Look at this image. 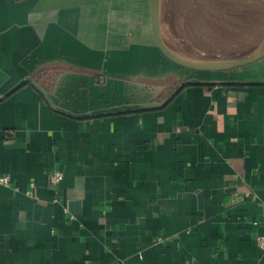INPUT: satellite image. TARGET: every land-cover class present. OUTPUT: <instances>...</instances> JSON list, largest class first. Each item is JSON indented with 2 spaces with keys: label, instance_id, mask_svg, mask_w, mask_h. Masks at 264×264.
I'll list each match as a JSON object with an SVG mask.
<instances>
[{
  "label": "crops",
  "instance_id": "crops-1",
  "mask_svg": "<svg viewBox=\"0 0 264 264\" xmlns=\"http://www.w3.org/2000/svg\"><path fill=\"white\" fill-rule=\"evenodd\" d=\"M183 69L150 0H0V264H264V58Z\"/></svg>",
  "mask_w": 264,
  "mask_h": 264
},
{
  "label": "rangeland",
  "instance_id": "rangeland-1",
  "mask_svg": "<svg viewBox=\"0 0 264 264\" xmlns=\"http://www.w3.org/2000/svg\"><path fill=\"white\" fill-rule=\"evenodd\" d=\"M263 2L162 0L165 41L176 53L194 59L246 57L264 35Z\"/></svg>",
  "mask_w": 264,
  "mask_h": 264
},
{
  "label": "water",
  "instance_id": "water-1",
  "mask_svg": "<svg viewBox=\"0 0 264 264\" xmlns=\"http://www.w3.org/2000/svg\"><path fill=\"white\" fill-rule=\"evenodd\" d=\"M161 6L162 0H150L151 22L154 39L162 56L176 66L193 72H225L251 65L264 58V35L255 50L250 55L242 58L207 60L189 58L176 53L167 45L165 41L161 20Z\"/></svg>",
  "mask_w": 264,
  "mask_h": 264
},
{
  "label": "built area",
  "instance_id": "built-area-1",
  "mask_svg": "<svg viewBox=\"0 0 264 264\" xmlns=\"http://www.w3.org/2000/svg\"><path fill=\"white\" fill-rule=\"evenodd\" d=\"M13 132L12 131H8L7 135H6V141L7 143L11 142L12 138H13ZM64 178V175L61 172H54L51 176H50V181L52 184L54 185H58ZM0 185L1 186H5V187H11L12 186V181L8 176H4V175H0ZM34 185H31V188H33ZM263 227H264V206L262 209V221H261ZM257 242L258 245L260 246L261 249L264 250V236H258L257 237Z\"/></svg>",
  "mask_w": 264,
  "mask_h": 264
}]
</instances>
